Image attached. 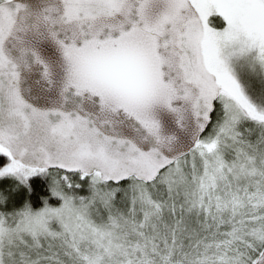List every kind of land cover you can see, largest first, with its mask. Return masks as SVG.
I'll use <instances>...</instances> for the list:
<instances>
[{"label": "snow or ice", "instance_id": "obj_1", "mask_svg": "<svg viewBox=\"0 0 264 264\" xmlns=\"http://www.w3.org/2000/svg\"><path fill=\"white\" fill-rule=\"evenodd\" d=\"M0 264H264V0H0Z\"/></svg>", "mask_w": 264, "mask_h": 264}]
</instances>
